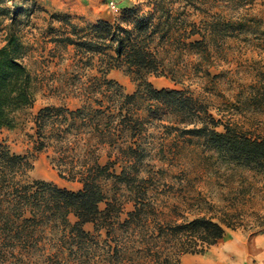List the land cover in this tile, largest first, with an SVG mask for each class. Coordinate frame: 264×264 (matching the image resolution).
Returning <instances> with one entry per match:
<instances>
[{
	"label": "trees",
	"instance_id": "obj_1",
	"mask_svg": "<svg viewBox=\"0 0 264 264\" xmlns=\"http://www.w3.org/2000/svg\"><path fill=\"white\" fill-rule=\"evenodd\" d=\"M177 1L145 0L149 10L139 4L125 9L114 21L73 24L72 32H64L58 39L64 46L74 47L78 65L84 70L82 76L87 78L78 93L82 104L75 109L64 104L43 107L33 119L31 136L36 150H53L52 161L59 177L79 181L82 188L70 190L31 179L32 163L0 142V264H92L85 261V254L96 252L98 246L110 256L109 264L116 255L119 264H135L137 259L147 264L146 260L156 262L157 258L155 251L145 252L144 246L166 240H173L176 250L172 255L180 263L185 254L205 253L232 227L227 220L207 216L180 223L156 222L149 235L151 240H145L140 233L151 228L150 214L154 212L147 189L139 191L142 196L130 198L134 209L123 219L120 198L108 197L100 180L110 175L122 179L124 166L119 175L108 173L121 158L126 157L128 166L134 167L135 156L145 153L139 141L145 123L160 111L169 110L195 118L194 126L184 130L205 138L218 153L242 163L264 162V137L245 134L229 119H216L190 90L157 88L149 79L151 75L179 78L178 73L169 75L166 71V57L157 46L171 40V27L183 13L174 7ZM3 10L0 5V16ZM252 21L264 36V23L256 18ZM209 27L214 29V23ZM194 34L195 29L188 33L189 37ZM186 44L195 48L202 41ZM23 48L11 33L0 46V128L18 127L22 113L36 99L37 76L26 64ZM113 68L131 72L138 81L137 90L124 92L108 77ZM256 78L264 89V70ZM257 86L253 85L254 99L258 96ZM103 148L109 149L111 158L105 164L100 162ZM127 185L131 187L130 182ZM108 199L107 207L100 209V203ZM89 223L93 224V232L85 228ZM138 237L141 249H131ZM51 248L55 249L53 253Z\"/></svg>",
	"mask_w": 264,
	"mask_h": 264
},
{
	"label": "rangeland",
	"instance_id": "obj_2",
	"mask_svg": "<svg viewBox=\"0 0 264 264\" xmlns=\"http://www.w3.org/2000/svg\"><path fill=\"white\" fill-rule=\"evenodd\" d=\"M195 1L194 5L183 0L174 4L183 13L177 14L179 21L171 27V40L157 45L166 57V71L169 75L178 73L179 78L151 75L149 79L157 88L190 90L202 102L203 109L216 119H229L245 134L264 137V89L256 78L264 70V36L252 21L256 18L264 23V0ZM139 4L144 10L150 9L145 0H128L126 5H119L118 11L109 6L108 0H0L4 9L0 16V46L5 44L8 33L14 34L24 45L22 54L26 64L37 76L33 106L22 113L18 127L0 128V142L32 163L31 179L70 190L82 188L79 181L59 177L52 161L53 150H36L31 136L33 119L43 107L64 104L75 109L82 104L78 93L87 78L82 76L84 70L78 65L74 47H66L58 39L64 32L71 33L73 24H93L100 19L114 21L125 9ZM210 23H214V29L209 27ZM191 29L196 34L189 37ZM197 40L202 41L199 47L186 44ZM108 77L118 82L126 93L137 90L138 81L126 68H113ZM255 84H258L256 99L253 98ZM192 121L195 118L190 115L170 110L149 117L139 139L145 153L135 156L134 167L128 166L130 163L124 157L108 172L119 175L124 166L126 173L122 179L112 175L100 178L108 197L120 198L124 219L134 209L130 198L142 196L139 191L147 189V200L154 212L150 214L153 227L140 233L146 236L145 240H151L149 235L156 222L180 223L199 216L227 220L232 227L226 233L237 231L249 243L254 239L260 242L253 243L245 257L253 260L251 264H264V231L260 232L264 229L261 226L264 224V162L242 163L218 153L205 138L184 130L194 126ZM108 152V148L101 149L102 164L111 159ZM111 157L115 159L114 155ZM109 200L100 203V209L104 210ZM70 220L75 222L76 218L70 215ZM85 228L94 231L91 223ZM136 240L131 249L140 250L141 237ZM146 247L145 252L153 250L157 258L156 262L146 260L147 264H181L182 259L179 263L172 255L176 250L173 240L154 241ZM50 251L53 253L55 249ZM234 251L236 259L238 251ZM85 255V261L92 264L110 261L100 246L96 252ZM222 258V263L232 261ZM111 262L119 264L120 259L116 255ZM135 264L145 263L137 259ZM217 264H221L220 260Z\"/></svg>",
	"mask_w": 264,
	"mask_h": 264
},
{
	"label": "crops",
	"instance_id": "obj_3",
	"mask_svg": "<svg viewBox=\"0 0 264 264\" xmlns=\"http://www.w3.org/2000/svg\"><path fill=\"white\" fill-rule=\"evenodd\" d=\"M84 1L88 2L93 0H84ZM127 1L128 0H118V5L121 4L124 6L126 5ZM69 4H71L74 7V3L72 1H70ZM253 243L259 244L260 242L257 239H254L253 241H251V243H249V240H247V238H245V236L242 233L237 231H232L231 233L227 232L225 236L217 244L211 246L205 253L183 255L181 258L182 259L181 264H209V263L217 264L219 260H221L220 257H224L226 259L231 258V260H233L235 251L232 248H234L235 246H246V245L251 247Z\"/></svg>",
	"mask_w": 264,
	"mask_h": 264
},
{
	"label": "bare ground",
	"instance_id": "obj_4",
	"mask_svg": "<svg viewBox=\"0 0 264 264\" xmlns=\"http://www.w3.org/2000/svg\"><path fill=\"white\" fill-rule=\"evenodd\" d=\"M236 244V243H235ZM234 244V245H235ZM246 245V244H245ZM232 247V246H231ZM251 247H253V246H251ZM251 247H249V246H235L234 248H232V249H234V250H236V251H238V254L236 255V259H234V260H232V261H226V260H224L223 261V263H222V257L220 258L221 260H220V263L221 264H251L252 263V261H250L247 257H245V252L248 250V249H250ZM202 259V258H201ZM192 260V259H191ZM210 262V261H209ZM208 262V263H209ZM213 262V261H212ZM209 264H213V263H209Z\"/></svg>",
	"mask_w": 264,
	"mask_h": 264
},
{
	"label": "built area",
	"instance_id": "obj_5",
	"mask_svg": "<svg viewBox=\"0 0 264 264\" xmlns=\"http://www.w3.org/2000/svg\"><path fill=\"white\" fill-rule=\"evenodd\" d=\"M109 6L114 9L115 11H118L119 5L118 0H108Z\"/></svg>",
	"mask_w": 264,
	"mask_h": 264
}]
</instances>
